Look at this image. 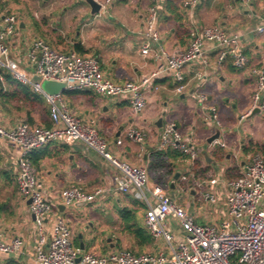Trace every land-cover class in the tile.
Wrapping results in <instances>:
<instances>
[{
	"label": "crops",
	"instance_id": "obj_1",
	"mask_svg": "<svg viewBox=\"0 0 264 264\" xmlns=\"http://www.w3.org/2000/svg\"><path fill=\"white\" fill-rule=\"evenodd\" d=\"M2 2L1 13L9 8L22 13L20 29L8 45L12 59L25 69H29L28 45L34 39H41L62 52L80 45L79 54L94 56L104 76L114 82H139L156 69L153 58L140 52V32L150 0H117L107 7V14L100 16L91 15L83 0ZM162 2L159 30L164 45L169 51L187 47L192 25L183 6L185 0ZM194 22L199 27L218 25L228 33L239 35L250 60L248 66L237 70L229 62L218 63L215 46L205 43L208 64L196 61L184 69L186 90L177 93L170 75L157 78L144 89L147 106L140 115L132 112L125 98L103 97L93 91L68 93L63 97L74 115L95 122L116 157L134 166H145L150 181L163 185L178 204L194 215L196 222L219 226L226 215V194L220 187L212 186L210 180L236 178L253 150L264 154V90L260 92V114L249 118L255 108L253 97L257 90L253 70L264 67V32H258L264 26V0H252L248 7L241 0H201ZM1 87L4 93L14 90L6 81L0 82ZM200 94L206 95L207 104L215 109L216 119L203 111L198 101ZM37 104L47 110V115L31 109L29 116L24 117L22 110L0 93V126L13 129L24 120L37 126H52L45 100ZM159 121H162L160 127ZM167 122L174 123L186 143L199 150L195 168L189 159L159 153L162 126ZM131 123L145 131L143 143L126 137L125 130ZM216 129L221 136L210 145L207 141ZM19 156L17 145L0 138V227L5 242L15 237L23 242L18 253H0V264H35L38 235L29 201L21 196L17 184ZM31 159L53 207L46 226L48 240L55 220L64 218L72 228L73 245L86 253L117 252L128 240L137 252L128 251L135 254L164 250L163 241L154 239L145 226L146 207L133 194L117 190V172L97 153L79 142H55L34 151ZM177 173L180 175L175 179ZM183 177L187 178L185 186ZM71 184L81 185L88 193L97 189L104 193L91 204L65 207L61 195ZM208 191L216 193L215 204L203 198ZM127 212L134 214L133 219L124 220ZM123 225L144 228L151 242L139 246L135 235L125 232ZM168 227L178 237L183 236L174 222L169 221Z\"/></svg>",
	"mask_w": 264,
	"mask_h": 264
},
{
	"label": "built area",
	"instance_id": "obj_2",
	"mask_svg": "<svg viewBox=\"0 0 264 264\" xmlns=\"http://www.w3.org/2000/svg\"><path fill=\"white\" fill-rule=\"evenodd\" d=\"M98 14H107V7L117 0L101 3ZM144 20L140 52L152 57L156 69L139 82H114L104 76L98 60L94 56H82L75 50L58 51L41 39H34L27 49L29 69L18 65L11 57L8 41L19 30L18 17L0 11V82H5L8 73L20 85H28L33 92L43 96L53 122L51 127L19 122L15 128L0 126V138L6 139L20 149L18 159L17 184L21 196L30 201L29 211L35 217L38 235L35 244V264H264V158L255 155L244 162L242 172L233 179H211L210 184L220 187L226 194V215L219 226L200 224L194 215L178 204L163 185L152 183L145 166H134L116 157L107 140L101 135L94 121L83 120L74 115L64 101L62 94L50 95L44 92L32 78L53 80L66 84V91H93L99 96L125 98L132 112L140 115L147 101L144 89L163 75H170L177 93L186 90L184 69L196 61L207 65L204 44H213L220 64L229 62L235 69H245L250 60L239 41V35L226 32L218 25L199 27L194 22L195 11L201 0H185L183 6L191 20V30L187 47L169 51L164 45L159 30L162 0H150ZM235 1V0H233ZM248 7L252 0H241ZM21 23V21H20ZM264 32V26L258 29ZM255 107L260 105V92L264 90V67L255 68ZM203 111L217 118L216 111L207 104L204 94L198 95ZM128 139L143 143L145 131L131 123L125 130ZM82 143L89 151L97 153L117 172V190L131 193L146 207L145 226L154 239L162 240L165 248L156 253L135 254L119 250L108 254L86 253L73 245V231L64 218L55 220L52 235L48 240L47 222L53 207L45 196L42 183L37 178L31 155L34 151L50 143ZM171 149L189 157L191 163L199 159L196 147L186 143L172 122L164 123L158 151ZM187 178L183 177V181ZM97 189L88 193L79 184H71L61 195L62 204L88 205L102 196ZM203 198L211 204L218 200L216 193L205 192ZM172 221L182 231L178 237L168 227ZM23 247L19 237L5 242L0 227V253H18ZM80 259L78 262L77 260Z\"/></svg>",
	"mask_w": 264,
	"mask_h": 264
},
{
	"label": "trees",
	"instance_id": "obj_3",
	"mask_svg": "<svg viewBox=\"0 0 264 264\" xmlns=\"http://www.w3.org/2000/svg\"><path fill=\"white\" fill-rule=\"evenodd\" d=\"M74 49L77 53H79L81 46L76 45ZM4 79L6 82L11 83V85L13 86V88H14L13 96L17 97V96L21 95L24 97V99L26 101L34 102V103H41L42 100L44 99L42 95L33 92L32 89L28 85H20L18 82L13 80L12 77L8 73H4ZM2 91H3V89L1 87L0 93H3V95L6 94ZM68 93H74V91H66L64 94H68ZM64 94H63V96H64ZM31 125H33V124H31ZM46 127H51V126L49 125ZM246 151H248V150H246ZM162 152H166L167 156H169L170 158L189 159V157L187 155H184L178 151H174L171 149H166V150L161 151L159 153H162ZM197 164H198V162L196 161L194 164V168H195V166H197ZM193 172H195V171L193 170ZM186 183L187 182L183 181L182 185L185 186ZM133 217H134V214L132 212H127L123 215V218L126 221L131 220V218L133 219ZM123 227H124L123 230L125 232L135 235V237L139 241L138 242L139 246L148 245L151 242L150 236L148 235V232L144 228L139 227L138 225H123Z\"/></svg>",
	"mask_w": 264,
	"mask_h": 264
},
{
	"label": "water",
	"instance_id": "obj_4",
	"mask_svg": "<svg viewBox=\"0 0 264 264\" xmlns=\"http://www.w3.org/2000/svg\"><path fill=\"white\" fill-rule=\"evenodd\" d=\"M89 7H90V13L93 16H96L100 13L101 11V5L96 1V0H83ZM32 81L34 83H37L40 85L41 89L46 92L47 94L50 95H56V94H64L66 92V84L65 83H60L57 81H53V80H46V79H42L39 76H34L32 78ZM261 109L259 107H255L254 109H252L250 111V115L249 118H252L253 116L260 114ZM161 122L159 121L158 125L159 127L161 126ZM221 136L220 130L216 129V133L214 135H212L207 143L208 144H213V142H215L216 140H218ZM204 153L202 152V155ZM180 173H177L175 176V179H178ZM30 203V201H29ZM78 262L80 261V259L77 260Z\"/></svg>",
	"mask_w": 264,
	"mask_h": 264
},
{
	"label": "rangeland",
	"instance_id": "obj_5",
	"mask_svg": "<svg viewBox=\"0 0 264 264\" xmlns=\"http://www.w3.org/2000/svg\"><path fill=\"white\" fill-rule=\"evenodd\" d=\"M2 0H0V5L3 3H1ZM7 12H9L10 14H14L18 17V25L20 27V19L22 18V13L21 12H17V10H13L11 8L7 9ZM20 29V28H19ZM19 31V30H18ZM29 42V41H28ZM13 91L14 90H10L9 92L6 93V98L7 100L12 104L14 105L15 107H17L19 110H22L23 113H21L24 117H27L29 116L30 114V110L33 109V110H37V111H41L45 116L47 115V110L45 108H43L42 106L38 105L37 103H34V102H28L24 99L23 96H13ZM23 119H26V118H23ZM102 135V134H101ZM103 136V135H102ZM255 155H261L263 158H264V154H262L261 152L257 151V150H253L251 153H250V158H252L253 156ZM122 236V235H120ZM125 243V241H124ZM122 250L126 249V250H132V251H135L137 252L134 247H132L129 243V240H128V243L126 244H123L122 246L120 245L119 246ZM139 252V251H138ZM146 252H150V250H147Z\"/></svg>",
	"mask_w": 264,
	"mask_h": 264
}]
</instances>
